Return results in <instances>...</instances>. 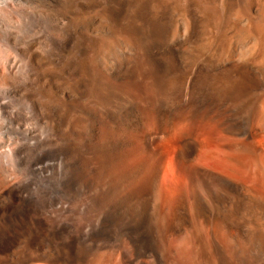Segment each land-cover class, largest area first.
<instances>
[{"label":"bare ground","instance_id":"bare-ground-1","mask_svg":"<svg viewBox=\"0 0 264 264\" xmlns=\"http://www.w3.org/2000/svg\"><path fill=\"white\" fill-rule=\"evenodd\" d=\"M129 1L104 0L100 21L119 24ZM157 2L141 0L127 27L103 32L101 47L96 54L92 50L95 60H89L86 69L83 61L85 70L81 68L71 86L77 96L62 100L58 95L57 100L54 95L56 100L45 110L57 118L52 135L63 141L65 152L78 162L91 213L96 207L102 211L97 232L104 245L88 264H166L169 259L176 263L170 242L160 243L176 234L170 229L176 220L164 217L166 230L158 241L155 230L148 229L152 207L165 215L176 189L180 201L187 200L194 212L209 197L215 199L217 212L219 202L228 206V228L224 230L215 217L211 255L204 246L183 260L264 264V0H177L185 15L177 21L173 35H169L175 16L171 8L176 2L165 0L164 7L154 11ZM91 26L88 21L86 27ZM193 39L196 46L190 45L194 49L187 51ZM182 59L191 60L190 65L183 66ZM63 124L67 128L59 132ZM170 139L175 141L170 160L184 173L181 179H175L176 170L167 163L171 157L162 148ZM204 144L211 146L207 145L209 152L223 156V160L214 157L224 161L225 173L192 164ZM1 177L8 180L0 173ZM95 179L100 190L94 196L88 186ZM10 184V191L5 190L9 202L20 196L15 181ZM8 204L0 201L3 222ZM245 207H252L254 219L246 218ZM19 218L23 217L13 216L15 221ZM31 218L45 224L41 217ZM19 227L0 225V264H71L83 259V252H74L73 246L80 235L71 230ZM19 238L25 239L22 248L7 254Z\"/></svg>","mask_w":264,"mask_h":264},{"label":"rangeland","instance_id":"rangeland-1","mask_svg":"<svg viewBox=\"0 0 264 264\" xmlns=\"http://www.w3.org/2000/svg\"><path fill=\"white\" fill-rule=\"evenodd\" d=\"M140 1H129L122 17L117 22L119 24L114 26L105 24V22L103 24V21H100L102 20V9L105 7L104 0H0V171H2L0 173L6 175L8 180L10 179L8 181L2 179V177L0 178L2 180H0V191L3 190L0 192V194L2 193L0 201L4 200L5 203H9L7 219L5 222L0 219V225L12 228L16 224L17 227L20 226L19 229L26 230L40 227H49L48 229H50L53 226H58L67 232L71 230L75 235H80L74 241V252L77 253V249L79 253L83 252L84 259L73 260L71 264H85V262L88 264L93 259L92 256L94 257L102 250L104 243H101L102 240L98 232L100 231L103 215L100 207L93 208L91 213L88 204H86L87 191L84 179H80L78 176V162L65 152L62 147L64 145L63 141L52 135V132L57 128V118L47 115L45 110L47 107L52 106L55 96L57 100L59 98L66 100V97L70 95L77 96L75 92H72L71 86L80 77V73L84 72L86 67L95 60V54L101 47V34L105 31L114 33L115 28L118 31L120 28L127 27ZM174 2L176 4L174 3L171 9L175 16L170 26L169 35L175 32L174 27L177 28L176 24L178 25L180 19L185 15V11L177 4V0H174ZM164 3L165 0H158L153 10H158L160 6L164 7ZM88 21L92 24L91 30L86 27ZM206 29L207 36L210 31L208 26H206ZM190 45L196 46L194 39L189 42L187 51L195 48L190 47ZM89 49L91 52H89ZM92 50L96 51H94L95 54ZM87 51L88 53H86ZM86 62H89V64ZM182 62V65L186 67L190 65L191 60L182 59ZM65 126L67 125L58 126L59 132H64L67 128ZM169 141L171 142L169 143ZM169 141L166 144L164 142L162 148L165 152L167 151L168 158L171 157L167 158V163L176 170L178 175L175 174V179H181L184 177V173L174 164L173 160H170L173 159L175 141L173 139ZM207 145L209 146V144L201 146L192 164L206 170L225 173L226 170H223L224 164H222L224 161H219L223 156L209 152L212 149H208L211 146L208 147ZM214 156L220 157L216 160ZM179 174H182V176ZM12 180L15 181L16 185L14 187L20 192V196L18 199L9 202L8 197L10 198V196L7 192L11 189L10 181ZM6 181L7 184H5ZM99 185V181L95 179L89 184L88 192L94 196L98 195ZM7 195L8 197H5ZM180 199L179 191L176 189L172 193L173 205L165 215L163 211L159 210L162 213L160 214L158 208L156 211L155 207H152L155 210L152 209L149 213V215H153L155 212L154 215H156L149 216L148 229L155 230L154 238L157 241V237L162 236L161 232L166 230L164 229L166 228L164 217L167 218L168 216L170 217L169 220L172 218V220H176L175 227L170 226V229L173 230V234L176 233L178 236L175 234L170 236L174 239L166 238L164 241H160V243L166 242V245L170 242L168 245L173 248L171 257H176V263L169 259L166 264H194L191 260L188 262V258L184 260L182 258L190 257L191 255H188L192 254L194 249L195 252H198L199 247L203 249L205 246L204 251L210 252L211 255V235L213 230H216L214 223H216L217 217L224 226L223 229L228 228L226 227L228 222V206L226 203L219 202L220 212H217L213 205L215 199L209 197V199H206L204 207L197 206L198 209L194 212L187 200L180 201ZM136 202L138 203V201H135V205H137ZM247 204L249 205V203ZM247 204L246 206H248ZM248 207H245L248 212H244V215L248 214L249 216L247 215L246 218L254 219L256 213L252 210V207ZM15 214L23 218L15 221L13 219ZM31 216L41 217L44 219L45 224H38ZM159 222H161V225L158 227ZM151 223L152 225L156 224L154 227L157 226L158 228H153ZM163 225H165L164 228H162ZM81 233L84 234L81 235ZM118 233L120 232L118 231ZM87 234L89 235L87 236ZM195 236L196 238L203 236L198 239L203 246L199 245L200 243ZM20 239L22 238L14 241V248L8 251L7 254L17 252L19 247L22 248L25 239L23 238L22 241ZM201 239L204 240L203 243ZM194 240L197 242L196 245L193 243ZM246 246H248V242ZM180 249L183 251L181 252ZM187 250L189 253H186ZM120 257L123 256L120 255ZM35 264L50 263L41 261L35 262Z\"/></svg>","mask_w":264,"mask_h":264}]
</instances>
